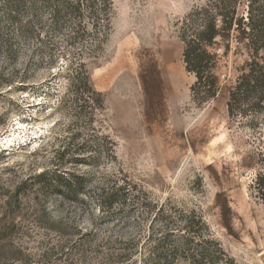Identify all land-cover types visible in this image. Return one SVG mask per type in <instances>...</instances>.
Wrapping results in <instances>:
<instances>
[{"label": "rangeland", "instance_id": "1", "mask_svg": "<svg viewBox=\"0 0 264 264\" xmlns=\"http://www.w3.org/2000/svg\"><path fill=\"white\" fill-rule=\"evenodd\" d=\"M111 2L105 42L85 61L103 98L89 125L73 117L61 37L51 35L52 55H41L0 0V264H169L144 261L150 239L164 232L152 215L162 204L172 207L174 224L180 211L200 217L235 264H264V201L253 185L264 112H227L229 89L252 57L246 41L235 30L216 39L219 90L201 104L179 30L208 0ZM247 4L237 0L241 23ZM96 130L114 142V159L88 151ZM71 137L84 143L83 160L56 156ZM113 189L115 205L103 208Z\"/></svg>", "mask_w": 264, "mask_h": 264}, {"label": "trees", "instance_id": "2", "mask_svg": "<svg viewBox=\"0 0 264 264\" xmlns=\"http://www.w3.org/2000/svg\"><path fill=\"white\" fill-rule=\"evenodd\" d=\"M4 6L7 21L16 25L21 37L38 41L37 50L41 55H52L53 45L48 46L46 42L51 35L61 37L63 48L59 53L63 60L70 57L62 63L61 73L66 72L68 76L73 117L94 124L96 112L103 108V98L90 83L85 61L94 57L105 42L111 23V0H4ZM233 30L246 41L252 57L246 63V71L229 89L227 112L231 118L247 117L264 112V0H248L245 23L237 18V0H208L204 6L194 8L181 20L182 60L185 70L195 77L190 86L192 98L201 104L209 101L219 90L215 73L217 55L212 48L217 38L228 40ZM86 41L91 43L84 45ZM75 47L79 50H73ZM96 131L94 146L90 145L88 151H94L97 157L103 154L108 160L114 159V142L108 135ZM69 139L56 150V156L83 160L87 151L84 143L74 146L73 137ZM259 155L260 167L253 185L258 198L264 201V152ZM115 190L102 195L103 208L115 205L116 202H111ZM180 212L179 222L174 224L172 207L168 209L163 204L156 207L152 215L162 223L164 232L150 239L153 246L145 262L152 258L169 264L174 260L187 264H235L212 234L203 232L207 227L200 217Z\"/></svg>", "mask_w": 264, "mask_h": 264}]
</instances>
